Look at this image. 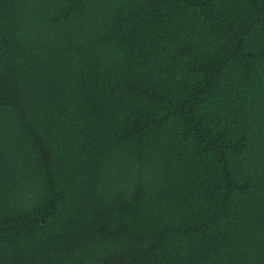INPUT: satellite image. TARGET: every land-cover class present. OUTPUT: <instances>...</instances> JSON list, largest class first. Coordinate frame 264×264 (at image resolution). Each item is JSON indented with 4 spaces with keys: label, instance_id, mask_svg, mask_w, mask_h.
Returning <instances> with one entry per match:
<instances>
[{
    "label": "trees",
    "instance_id": "obj_1",
    "mask_svg": "<svg viewBox=\"0 0 264 264\" xmlns=\"http://www.w3.org/2000/svg\"><path fill=\"white\" fill-rule=\"evenodd\" d=\"M0 264H264V0H0Z\"/></svg>",
    "mask_w": 264,
    "mask_h": 264
}]
</instances>
